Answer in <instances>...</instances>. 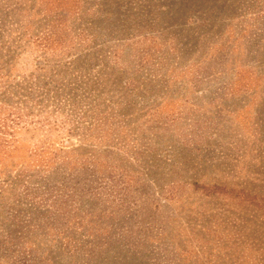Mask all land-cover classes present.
<instances>
[{
	"label": "rangeland",
	"instance_id": "rangeland-1",
	"mask_svg": "<svg viewBox=\"0 0 264 264\" xmlns=\"http://www.w3.org/2000/svg\"><path fill=\"white\" fill-rule=\"evenodd\" d=\"M0 264H264V0H0Z\"/></svg>",
	"mask_w": 264,
	"mask_h": 264
}]
</instances>
